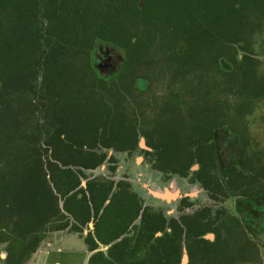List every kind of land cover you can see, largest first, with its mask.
<instances>
[{
    "label": "trees",
    "instance_id": "trees-1",
    "mask_svg": "<svg viewBox=\"0 0 264 264\" xmlns=\"http://www.w3.org/2000/svg\"><path fill=\"white\" fill-rule=\"evenodd\" d=\"M106 49L122 58L111 76L96 67ZM259 50L264 0H0V264H26L50 233L85 229L89 251L109 247L89 264H181L186 248L190 264L253 262L245 237L264 232V151L246 120L264 102ZM181 84L194 92L181 120L152 121L171 106L150 93ZM218 131L238 149L223 169ZM142 138L155 169L193 173L212 199L245 204L240 216L144 210L134 225L143 202L130 184L91 173L106 163L115 173L110 151L133 154Z\"/></svg>",
    "mask_w": 264,
    "mask_h": 264
},
{
    "label": "rangeland",
    "instance_id": "rangeland-1",
    "mask_svg": "<svg viewBox=\"0 0 264 264\" xmlns=\"http://www.w3.org/2000/svg\"><path fill=\"white\" fill-rule=\"evenodd\" d=\"M259 55H260L259 58L258 57L257 58L261 62H263L262 64H264V50H259ZM204 81L207 83V79ZM181 86L182 84L179 85L175 91L178 90L180 91L182 89ZM183 86H185V84ZM156 91H159L158 93L168 92L165 91L163 88L156 89ZM182 92L184 93L183 99L191 98L192 97L191 94L194 93L193 91L192 92L182 91ZM246 121H248L249 131L251 135V142H250L251 148L253 149L258 148L259 150L264 151V102L256 106V109L254 110L253 114L250 116L248 115ZM142 149L144 148L142 147ZM140 152L138 153V155L135 156V158H132L131 160L125 158L122 153L111 152L110 156L117 157V160L119 161V169L117 173L110 172L109 164L106 163L101 169L91 173V176L98 178L106 176L108 177L109 180L113 179V181L116 182L121 178H128L130 181L132 180L133 181L132 184L134 185L136 191L142 197H144L145 204L148 207L152 206L155 209L164 211L169 219L172 218L177 219L182 214L180 211H178V205L180 203L179 202L180 200L178 199L179 201H174L175 199H171L173 197H176L177 195L180 198L184 196H189V198L191 199V200L189 199V201L194 204L191 206V208L187 209V211L185 212L187 214L190 215L194 214L196 211L202 210L204 208H211L213 210H217L219 208H226L229 214L233 216H238L234 210L232 200L225 202H214L209 198V194L206 191H203V188L199 184L193 185L190 183V181L186 179L181 180L173 176L169 177L171 179H167L166 177L168 176L163 175L162 173H158V171L152 168L149 162H146V160H144L143 162V158H144L143 150H140ZM155 193L158 194L159 197L160 196L162 197L160 198L153 197L152 194ZM85 232L89 234L90 230L85 229ZM85 232L84 235H80V233H72L69 232L68 230L63 232H58L56 235H53L55 232H52V234L50 233L48 238L41 244L38 253L40 252L41 254V252H49L50 255L51 253H53L54 255H58L56 251L58 248L60 249L71 248L73 250L71 252L73 253L72 254L73 259L79 262L77 264H84L85 260L87 259V256H86V252L82 250L81 243L84 236L86 237L88 235V234L85 235ZM73 241H75V243ZM256 243L257 244L255 247V251H257V255L254 254L253 256L254 258L252 260L253 262L246 264H264V232L258 235ZM186 249L185 251H187ZM98 252H103V251H98ZM98 252L94 251L93 255ZM38 253L32 255V257L26 264H38L37 262L39 260ZM103 253L107 255L106 252ZM53 254L51 257L52 261L49 260L47 264H55L56 259L58 260L57 263L59 264L64 262V261L61 262L60 260L61 258L54 257ZM4 257L5 254L1 253L0 259ZM40 257H42V255ZM39 261H41V259ZM70 262L66 264H73L72 262L71 263ZM181 264H184V257ZM186 264H190V260H187Z\"/></svg>",
    "mask_w": 264,
    "mask_h": 264
},
{
    "label": "flooded vegetation",
    "instance_id": "flooded-vegetation-1",
    "mask_svg": "<svg viewBox=\"0 0 264 264\" xmlns=\"http://www.w3.org/2000/svg\"><path fill=\"white\" fill-rule=\"evenodd\" d=\"M102 49V48H101ZM122 61V58L121 56L119 55V53L117 51H115L114 49H106V50H101V55H99V61L96 63V67L98 70L101 71V73H103L104 75H107V76H111L113 73H116L117 71L120 70V63ZM157 96L158 97V102L156 103L158 105V109L163 107V105L165 104H168L169 108H171L170 111H167V112H163L162 110L159 111V113L157 114H152L150 113V119L152 121H154L156 119V117H158L159 115L162 117L163 119V116H165V120H168L169 123L173 124L174 122H178L179 120H181V116L184 115V112H183V108H184V103H183V96H184V93L183 92H176V93H169V92H162V93H155V94H152L150 93L149 96L150 97V103L153 102V99H154V96ZM165 95V96H164ZM166 107V106H165ZM226 131L225 132H221V131H218L215 133V138L213 140V144H214V150L216 152V155L218 156V159H219V163H221V168L223 169L224 166L226 165L225 163L226 162H232L234 158H232L231 155H233L235 149L237 150L238 152V149L236 148V146L234 145V142L232 140H230V138L228 136H226ZM144 140L145 141V146L143 147L144 149H142L141 147V141ZM139 143V150L133 154H131L130 152H124L122 153L124 155L125 158H127L128 160H131L132 158H135L136 155H138V153L140 152V150H143V162L144 160H146V162H149L150 165L152 166V168L156 171H158V173H162L160 172L159 170L155 169L154 166H153V163L156 162L157 159H159L158 156L153 157L152 155L148 154V153H153L154 151V148L151 147L150 145H148L147 141L145 138H142ZM114 153V151H110V154ZM141 153V152H140ZM115 157V156H114ZM117 159V157H116ZM118 161V160H117ZM225 162V163H224ZM119 169V161L117 163V169H116V172L118 171ZM200 169V166L199 165H194V167L192 168V171H199ZM163 175H166L164 173H162ZM161 174V175H162ZM168 177H166L167 179H171L169 177H176V178H179V179H186L188 181H190L191 184L195 185V184H199V183H194L193 181V178H194V174L191 173L189 176L187 177H183V176H180V175H171V174H168L166 175ZM106 177V176H105ZM113 180V179H112ZM121 181H124V182H127L130 184L131 188L133 189L134 193H136L141 199H142V202H143V210L141 211V215L139 217V219L135 222L134 225H140L141 221H142V216H143V212L144 210H147V212L149 213H156L162 217H164L165 219L167 220H171L167 217L166 213L164 211H161L159 209H155L153 208L152 206L151 207H148L146 204H145V201H144V197H142L137 191L136 189L134 188V185L132 184L133 181L129 180L128 178H121L120 180H118L116 183L118 182H121ZM200 185V184H199ZM200 188V187H198ZM203 191H206L204 188H203ZM149 192V191H148ZM207 192V191H206ZM208 193V192H207ZM153 197H159L158 194H152ZM162 197V196H160ZM159 197V198H160ZM209 198L211 200H213L214 202H221L219 200H215V199H212L209 195ZM163 199V198H161ZM167 199V198H166ZM171 199H175L174 201H179V205H178V211H180L182 214L180 215V217L182 216H187V215H190V214H187L185 213L187 211L188 208H191L192 205H194L192 203L191 206H187V207H184L183 209H181V202L184 200V199H190L189 196H184V197H179L178 195L176 197H173ZM179 199V200H178ZM170 200V199H168ZM191 200V199H190ZM229 200H232L233 201V206H234V210L235 212L237 213V211L240 209V207L244 208L245 204L243 203H239L238 202V198H231V199H227L226 201H229ZM263 201V200H262ZM190 202V201H189ZM225 202V201H223ZM255 202H258V204L261 206V204L259 203L258 199L255 201ZM264 202V201H263ZM108 204V203H107ZM169 204V203H168ZM258 206V205H257ZM258 206V207H260ZM246 208H248L246 206ZM205 209V208H204ZM211 209V208H209ZM213 210V209H212ZM197 212V211H196ZM257 212H259V209L257 210ZM261 212V211H260ZM259 214V213H257ZM193 215V214H191ZM238 216H240L239 213H237ZM180 217L179 218H172V219H176V220H180ZM243 225L246 224V222H242ZM252 223V222H251ZM247 230V228H246ZM248 232V230H247ZM262 233L261 231L260 232H257V235H252L250 234V236H246L245 238H247V240H250L252 242H256L257 241V238H258V235ZM161 235V234H158V236ZM212 235L213 236V239H210L209 236ZM129 236V234H126V235H123L122 237H127ZM207 239L209 240H214L216 239L215 235L214 234H208L206 236ZM100 249V248H99ZM109 249V247H108ZM107 249V250H108ZM99 251H103V250H99ZM103 252H106V251H103ZM187 252V251H186ZM184 255H185V251H184ZM187 255H188V252H187ZM189 257V256H188Z\"/></svg>",
    "mask_w": 264,
    "mask_h": 264
},
{
    "label": "crops",
    "instance_id": "crops-1",
    "mask_svg": "<svg viewBox=\"0 0 264 264\" xmlns=\"http://www.w3.org/2000/svg\"><path fill=\"white\" fill-rule=\"evenodd\" d=\"M107 203H109V201ZM89 228L91 230H94V223H91L90 226H89ZM58 232H63V231H58ZM58 232H55L53 235H56ZM87 234L88 233L85 232V235H87ZM84 238H85V236H84ZM84 238L82 240L81 245H82V250L84 252H86V256H87V259L85 258L86 260H85L84 264H88V262H89V260L92 257V255H93L94 252L89 251L88 245L85 243ZM73 242L75 243V241H73ZM107 249H108L107 246H104V245L100 244V249L96 250V252H98L99 250H103V251L106 250L107 251ZM56 251H57L58 255H54L53 253H51V255H50L49 252H41V254H40V252L38 253V251H37L36 253H38V258H39V260L41 259V261H39V260L37 261L38 264H44V262H45V264H47L49 262V260L52 261V258H51L52 257V254L56 258H61L60 259L61 262L64 261L65 264L68 263V262H70V261L73 264L79 263L77 260L73 259V256H72L73 253H71L73 250L71 248L70 249H65V248L60 249V248H58ZM69 253H71V254H69ZM41 255H42V257H40ZM57 262H58V260L56 259V263L55 264H59ZM64 262L63 263H60V264H64Z\"/></svg>",
    "mask_w": 264,
    "mask_h": 264
},
{
    "label": "water",
    "instance_id": "water-1",
    "mask_svg": "<svg viewBox=\"0 0 264 264\" xmlns=\"http://www.w3.org/2000/svg\"><path fill=\"white\" fill-rule=\"evenodd\" d=\"M141 146H143V147L145 146V141H144V140L141 141ZM83 185L85 186L86 183H84ZM209 238H210V239H213V236L210 235ZM187 260H189V257H188V255H187V252L185 251V255H184V264L187 263Z\"/></svg>",
    "mask_w": 264,
    "mask_h": 264
}]
</instances>
